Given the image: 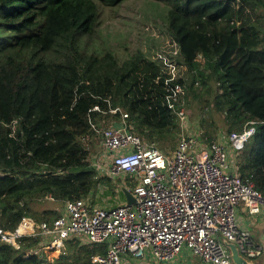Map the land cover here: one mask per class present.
<instances>
[{
	"label": "trees",
	"instance_id": "trees-1",
	"mask_svg": "<svg viewBox=\"0 0 264 264\" xmlns=\"http://www.w3.org/2000/svg\"><path fill=\"white\" fill-rule=\"evenodd\" d=\"M126 1L0 0V121L17 120L20 137L0 123V226L5 230H14L23 217L36 223L58 218L59 209L42 207V201L52 200L49 195L64 202L90 198L102 185L111 188L113 180L97 177L91 162L89 142L97 136L90 117L99 125L120 120L119 112L109 111L119 107L129 114L132 131L148 143L179 134L166 102L170 70L163 60L141 49L119 60L91 43L101 25V7ZM154 1L168 7V17L198 26L203 41L214 37L190 52L195 58L189 64L195 72L190 87L199 81L196 96H213L225 120L224 130L203 122L204 136L212 141L253 122L255 132L239 151L237 167L264 194V0ZM183 77L180 73L179 81L187 83ZM97 105L106 113L93 110ZM113 190L112 196H125L122 189ZM40 242V237L21 239L25 247ZM106 250L102 244L76 245L58 264H92L91 254ZM27 251L0 240V264H40L42 256L25 257Z\"/></svg>",
	"mask_w": 264,
	"mask_h": 264
},
{
	"label": "built area",
	"instance_id": "built-area-1",
	"mask_svg": "<svg viewBox=\"0 0 264 264\" xmlns=\"http://www.w3.org/2000/svg\"><path fill=\"white\" fill-rule=\"evenodd\" d=\"M176 54L158 56L170 70L165 79L166 102L179 126L178 141L170 154L135 134L129 114L119 107H110V113H120V120L110 125L89 119L103 147L99 159L91 158L97 177L131 178L133 189L128 190L135 203L107 207L93 204L90 198L66 200L60 216L51 222L36 223L23 217L14 230L0 226L1 241L17 250L27 249L25 257L42 256L40 264H47L50 253L72 237L107 246L105 253L91 254L92 264L168 263L186 261L189 255L205 264H236L231 244L253 264L264 257V245L256 241L241 217L247 213L264 219V194L253 181L242 178L237 167L238 153L255 126L249 122L242 131L207 140L200 126L190 122L186 83L179 81ZM93 110L106 113L98 105ZM0 123L20 140L17 120ZM24 237H40L41 242L25 247Z\"/></svg>",
	"mask_w": 264,
	"mask_h": 264
},
{
	"label": "rangeland",
	"instance_id": "rangeland-1",
	"mask_svg": "<svg viewBox=\"0 0 264 264\" xmlns=\"http://www.w3.org/2000/svg\"><path fill=\"white\" fill-rule=\"evenodd\" d=\"M102 19L99 26L98 33L94 34L91 38V43L98 49L110 51L116 58L121 60L122 58L132 55L137 49L143 50L145 55L151 59H156L158 56L171 57L176 54V61L179 66L180 73L186 78L188 96L186 104L189 112L190 122L194 127L200 126L204 132L203 122L208 126L218 128L219 130L225 129L224 115L213 106V96H206L205 99H199L196 96V90L199 85L197 81L194 83V88H191L192 77L195 74L190 67V62L195 60L190 52L199 48L204 44H208V40L203 41L202 30L198 26H192L191 24L183 25L182 22L172 19L168 7L154 0H128L122 5L114 8L101 7ZM189 34V36H187ZM205 36H210L209 34ZM199 82V81H198ZM189 87V88H188ZM197 87V88H196ZM207 102L210 103L207 106ZM114 120V119H113ZM108 123L105 121L99 122L102 125H110L113 121ZM101 125V126H102ZM98 138V137H97ZM94 137L93 142H89L92 158H100L103 153V147L101 139ZM178 141V135L174 136L172 140L168 137L163 143L154 142L158 148L165 154H170L176 147ZM101 158H104L103 156ZM104 160V159H100ZM131 179V178H130ZM130 179L123 178L119 180H113L111 188H104L103 185L99 188V191L90 196V200L95 203L107 207H114L117 205H124L126 203V197L120 198L112 196L114 188L117 190L126 188L133 189V185L130 183ZM107 192V193H106ZM120 192V191H119ZM42 207L56 208L60 211L64 209V202H57L49 200L48 198L42 201ZM246 221L248 217L244 215ZM264 222L261 226H252L250 229L260 244L264 243ZM146 264H205L195 255H189L187 260L177 259L168 263H162L159 261L148 262ZM254 264H264V257L254 261Z\"/></svg>",
	"mask_w": 264,
	"mask_h": 264
},
{
	"label": "crops",
	"instance_id": "crops-1",
	"mask_svg": "<svg viewBox=\"0 0 264 264\" xmlns=\"http://www.w3.org/2000/svg\"><path fill=\"white\" fill-rule=\"evenodd\" d=\"M244 215H246L248 217V221H246V218L244 217ZM241 217H242V220L244 222V225L250 231H251L250 228L252 226H261V224L264 222V219L254 218L252 216H249L247 213H242ZM262 227L264 228L263 225H262ZM76 245L78 247H86V246H96L97 244H90V243L85 242L81 239H78L77 237H72L71 239H69L65 242L64 247H62L61 249L52 251L50 253V255L48 256V260L46 263L47 264H58V261L61 259V254H64L68 248H73Z\"/></svg>",
	"mask_w": 264,
	"mask_h": 264
},
{
	"label": "water",
	"instance_id": "water-1",
	"mask_svg": "<svg viewBox=\"0 0 264 264\" xmlns=\"http://www.w3.org/2000/svg\"><path fill=\"white\" fill-rule=\"evenodd\" d=\"M123 191H124V195L126 197L127 204L133 205L135 203V197L133 196V194L126 188H124ZM263 245H264V243H263ZM230 247L232 250L233 259H234L236 264H253V263L247 261L246 259H244L242 256L239 255L238 250L235 247V245L231 244Z\"/></svg>",
	"mask_w": 264,
	"mask_h": 264
}]
</instances>
